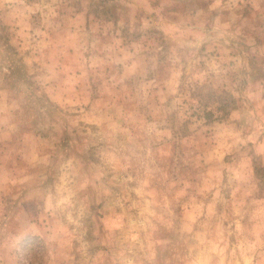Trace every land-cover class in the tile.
I'll return each mask as SVG.
<instances>
[{"label": "rangeland", "instance_id": "1", "mask_svg": "<svg viewBox=\"0 0 264 264\" xmlns=\"http://www.w3.org/2000/svg\"><path fill=\"white\" fill-rule=\"evenodd\" d=\"M0 264H264V0H0Z\"/></svg>", "mask_w": 264, "mask_h": 264}, {"label": "trees", "instance_id": "2", "mask_svg": "<svg viewBox=\"0 0 264 264\" xmlns=\"http://www.w3.org/2000/svg\"><path fill=\"white\" fill-rule=\"evenodd\" d=\"M205 114H206L205 116H206L208 119H210V118H212V117L215 116V112H214V111H207Z\"/></svg>", "mask_w": 264, "mask_h": 264}]
</instances>
